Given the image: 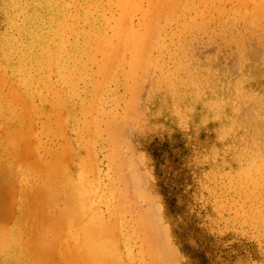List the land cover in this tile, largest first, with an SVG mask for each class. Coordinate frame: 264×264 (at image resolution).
Returning a JSON list of instances; mask_svg holds the SVG:
<instances>
[{"label": "rangeland", "instance_id": "374dc122", "mask_svg": "<svg viewBox=\"0 0 264 264\" xmlns=\"http://www.w3.org/2000/svg\"><path fill=\"white\" fill-rule=\"evenodd\" d=\"M263 15L264 0H0V264H36L50 231L58 264H88L96 234L106 264H194L183 244L264 264Z\"/></svg>", "mask_w": 264, "mask_h": 264}, {"label": "bare ground", "instance_id": "6f19581e", "mask_svg": "<svg viewBox=\"0 0 264 264\" xmlns=\"http://www.w3.org/2000/svg\"><path fill=\"white\" fill-rule=\"evenodd\" d=\"M93 4H95V2H94ZM126 4H127V3H126ZM133 12H134V11H133ZM124 15H125V14H124ZM263 16H264V15H263ZM127 46H128V45H127ZM17 137H18V136H17ZM8 138L10 139V137H8ZM11 139H12V138H11ZM20 140H21V139H20ZM28 141H29V140H28ZM19 142H20V141H19ZM15 143H16V141H15ZM21 143H22V142H21ZM14 145H16V144H13L12 147H14ZM17 145H18V144H17ZM17 145H16L15 147H17ZM7 148H8V147H7ZM7 148H5V149H7ZM17 148H18V147H17ZM17 148H16V151H15V149H14L15 154H17V150L19 149V148H18V149H17ZM21 149H22V148H20V151H18V152H19V155H20L22 152H24L23 150L21 151ZM28 149H29V148H28ZM5 151H6V150H5ZM25 151H26V149H25ZM29 151H30V150H29ZM26 152H28V151H26ZM22 154H23V153H22ZM25 154H26V153L24 152L23 155H25ZM27 154H30V153H27ZM17 155H18V154H17ZM32 155H33V153H32ZM28 156H29V155H28ZM15 157H16V155H15L14 157H12V158L14 159ZM21 157H22V156H21ZM30 157H33V156H30ZM59 157H60V156H59ZM16 158H18V157H16ZM19 158H20V157H19ZM19 158H18V159H19ZM23 158H24V156H23ZM28 158H29V157H28ZM28 158H27V160H30V162H31V158H30V159H28ZM20 160H21V158H20ZM33 160L35 161V159H33ZM33 160H32V161H33ZM8 161H9V160H8ZM15 161H18V160H15ZM36 161H37V159H36ZM38 161H42V163H43V160H38ZM9 162H10V161H9ZM22 162H23V160H22ZM24 162H25V161H24ZM26 162L28 163V161H26ZM3 163H4V162H3ZM11 163H12V162H11ZM27 163H25V164L23 163V164H24L26 167H29L28 165H29L30 163H28V165H26ZM37 163H39V162H37ZM40 163H41V162H40ZM42 163H41V165H38V164H37V165H38L39 167H41V168H46V166H48V165L50 164L49 162H47V163H44V165H42ZM52 163H53V161H52ZM52 163H51L47 168L52 167V169L55 170V166L53 167V166H51V165H53L54 163L57 164V162H54L53 164H52ZM0 164H1V163H0ZM18 164H19V166L21 165L20 162H19ZM18 164H17V165H18ZM31 164L34 165L35 162H34V163L32 162ZM31 164H30V165H31ZM45 164H46V165H45ZM47 164H48V165H47ZM56 164H55V165H56ZM13 165H14V166H13V169L16 168L15 171H16V170L18 171V169H19L20 167H19V168L15 167V166H17V165H15L14 163H13ZM37 165L35 164V165H34V168H37V167H35V166H37ZM7 166H8V164H7ZM10 166H12V165H10ZM21 166H23V165H21ZM25 166H24V167H25ZM42 166H44V167H42ZM10 168L12 169V167H10ZM47 168H46V169H47ZM56 168H57V166H56ZM58 168H59V167H58ZM20 169H21V168H20ZM22 169H26V168H23V167H22ZM22 169H21V170H22ZM31 169H32V168H31ZM37 169H38V168H37ZM39 169H40V168H39ZM46 169H45V170H46ZM49 169H50V168H49ZM33 170H34L35 173H39V172H38L39 170L36 171L35 169H32V170L30 171V172H32V174H34ZM42 170H43V169H42ZM60 170H61V169H60ZM60 170H59V171H60ZM3 171H4V170H3ZM22 171L24 172V170H22ZM48 171H49V170H48ZM57 171H58V170H57ZM57 171H56V170L54 171L55 174L57 173ZM11 172H13V170H11ZM11 172H10V173H11ZM23 172H22V173H23ZM43 172H44V171H43ZM46 172H47V170H46ZM49 172H51V170H50ZM52 172H53V171H52ZM60 172H62V171H60ZM10 173H9V174H10ZM19 173H20V172H19ZM19 173H18V174H19ZM0 174H1V173H0ZM18 174H16V175H18ZM14 175H15V173H14ZM16 175H15V176H16ZM19 175L21 176V173H20ZM22 175H24V174H22ZM35 175H36V174H35ZM43 175H44V173H43ZM43 175H42V176H43ZM58 175H60V173H59ZM8 176H10V175H8ZM32 176H34V175H32ZM37 176H38V174H37ZM56 176H57V174H56ZM62 176H63V175H62ZM4 177H7V176L5 175ZM21 177L23 178V176H21ZM10 178H11V176H10ZM13 178H14V176H13ZM13 178H12V179H13ZM18 178H19V176H18ZM18 178H16V179H17L16 181H18V183H20L19 180H18ZM22 178H21V182H22ZM29 178H30V177H29ZM32 178H34V177H32ZM38 178H39V177H38ZM38 178H36V179H38ZM6 179H7V178H6ZM41 179H42V178H41ZM41 179H40V180H41ZM2 180H3V179H2ZM28 180H29V179H28ZM34 180H35V178H34ZM43 180H44V179H42V181H43ZM46 180H47V178H46ZM66 180H67V181H65V180H63V181L68 182V183L71 182V181H68L69 179H66ZM4 181H5V178H4ZM14 181H15V180H14ZM14 181H13V182H14ZM16 181H15V182H16ZM35 181H36V180H35ZM5 182H7V181H5ZM11 182H12V180H11ZM15 182H14V184H15ZM29 182H30V181H29ZM33 182H34V181H33ZM74 182H75V181H74ZM3 183H4V182H3ZM8 183H9V182H8ZM31 183H32V182H31ZM35 183H36V182H35ZM45 183H46V181H45ZM68 183H65V186H66V184H68ZM71 183H72V185H70V187H73V186H74V185H73V182H71ZM5 184H6V183H5ZM5 184H4V185H5ZM16 184H17V182H16ZM36 184H38V183H36ZM36 184H35L34 191L36 190V187H37ZM41 184H42V183H41ZM1 185H3V184H1ZM4 185H3V186H4ZM9 185H10V184H9ZM17 185H18V184H17ZM19 185H20V184H19ZM19 185H18V186H19ZM21 185H22V183H21ZM28 185H29V184H28ZM5 186L7 187V185H5ZM13 186H14V185H13ZM13 186H12V187H13ZM41 186H42V185H41ZM41 186H38L39 189H40ZM43 186H45V185H44V182H43ZM75 186H76V185H75ZM79 186H80V185H79ZM6 187H4V188H6ZM10 187H11V185H10ZM10 187L8 186V189H9ZM15 187H16V186H15ZM20 187H21V186H19V188H20ZM29 187H31V185H29ZM45 187H46V186H45ZM49 187H50V186H49ZM67 187H68V185H67ZM76 187H78V184H77ZM80 187H81V186H80ZM0 188H1V187H0ZM2 188H3V187H2ZM19 188H17L18 191H19ZM31 188H32V187H31ZM31 188H30V189H31ZM64 188H65V187H64ZM12 189H15V188H12ZM20 189H22V188H20ZM24 189H25V192H26V187H25ZM24 189H23V190H24ZM72 189H73V188H72ZM72 189H71V191H70V190H69V191L72 192V191H73ZM74 189H76V188L74 187ZM77 189H78V188H77ZM77 189H76V190H77ZM79 189H80V188H79ZM79 189L77 190V192L79 191ZM0 190H1V189H0ZM2 190H4V189H2ZM2 190H1V191H2ZM6 190H7V189H6ZM40 190H43V187H42V189H40ZM81 190H82V189H81ZM1 191H0V192H1ZM18 191H17V193H18ZM31 191H32V190H31ZM36 191H37V190H36ZM36 191H35V192H36ZM83 191H84V190H82V192H83ZM85 191H86V190H85ZM8 192H9V191H8ZM23 192H24V191H23ZM35 192H34V193H35ZM40 192H41V191H40ZM47 192H48V191H47ZM47 192L44 191L43 195H44L45 193H47ZM70 192H69V193H70ZM74 192H75V191H73V193H74ZM82 192H78V193L81 194V196H82V202H83V195H82V194H85V193H84V192L82 193ZM4 193L6 194L7 192H4ZM9 193H10V192H9ZM9 193H8V194H9ZM13 193H14V192H13ZM65 193H66V192H65ZM67 193H68V192H67ZM73 193H72V194L70 193V195L72 196ZM78 193H76V194H78ZM87 193H88V192H87ZM37 194H38L37 192H36L35 195L33 194V196H35V197H32V198H36V195H37ZM41 194H42V193H41ZM76 194H75V195H76ZM29 195H30V194H29ZM31 195H32V194H31ZM38 195H39V194H38ZM38 195H37V196H38ZM61 195H63V194H61ZM78 195H79V194H78ZM0 196L2 197V195H0ZM4 196H5V195H4ZM4 196H3V200L5 201V199L7 200V198H4ZM6 196H7V195H6ZM15 196H16V195H15ZM23 196H24V195H23ZM26 196H28V195H26ZM40 196H41V195H40ZM79 196H80V195H79ZM85 196H86V194H85ZM9 197H10V196H9ZM48 197H49V196H48ZM50 197H51V194H50ZM50 197H49V199H50ZM65 197H66V195H65ZM73 197H74V195H73ZM123 197H124V196H123ZM14 198H16V197H14ZM30 198H31V197H30ZM37 198H38V197H37ZM44 198H47V197H44ZM44 198H43V200H44ZM75 198H76V196H75ZM84 198H85V197H84ZM86 198H87V197H86ZM10 199H11V198H10ZM51 199H53V198L51 197ZM61 199H62V197H61ZM68 199H69V198H68ZM70 199H71V198H70ZM0 200H1V199H0ZM14 200H15V199H14ZM41 200H42V199H41ZM41 200H40V201H41ZM53 200H55V199H53ZM57 200H58V199H57ZM76 200H77V198H76ZM78 200H79V199H78ZM88 200H89V199H88ZM125 200H126V199H125ZM1 201H2V200H1ZM1 201H0V202H1ZM25 201H26V200H25ZM40 201H39V202H40ZM45 201H46V199H45ZM49 201H51V200H49ZM5 202H6V204L8 203L7 201H5ZM12 202H13V201H12ZM32 202H33V201H32ZM51 202H52V201H51ZM51 202H50V203H51ZM55 202H56V201H55ZM86 202H87V201H86ZM1 203H4V202H1ZM10 203H11V202H10ZM13 203H14V202H13ZM15 203H16V202H15ZM44 203H45V202H43V203L41 202V204H43V205H44ZM46 203H48V202H46ZM46 203H45V204H46ZM52 203H53V202H52ZM52 203H51V204H52ZM57 203H58V202H57ZM57 203H56V204H57ZM65 203H66V202H65ZM70 203H71V201H70ZM70 203H69V204H70ZM88 203H89V202H88ZM88 203H87V205H88ZM4 204H5V203H4ZM6 204H5V205H6ZM32 204H33V203H31V205H32ZM34 204H36V203H34ZM39 204H40V203H39ZM60 204H61V203H60ZM67 204H68V203H67ZM67 204H65V205H67ZM76 204L79 205L78 207L76 206V208H79V207L81 206L82 203L80 202V204H79V203H76ZM76 204H75L74 201H73V207H70V209H71V208L73 209V208L75 207ZM85 204H86V203H85ZM15 205H16V204H15ZM26 205H27V204H26ZM36 205H37V204H36ZM36 205H35V206H36ZM43 205H41V206H43ZM87 205H86V207L89 208V205H88V206H87ZM6 206L8 207V205H6ZM6 206H2V205L0 204L1 209H2V207L4 208V207H6ZM24 206H25V205H24ZM35 206H33V207H35ZM38 206H39V205H38ZM38 206L35 207V209H38ZM41 206H39V207H41ZM44 206H46V205H44ZM53 206H54V205H52V207H53ZM70 206H72V205H70ZM123 206H124V205H123ZM129 206H130V204H129ZM47 207H48V206H47ZM50 207H51V206H50ZM81 207H83V206H81ZM8 208H9V207H8ZM12 208H14V207H12ZM19 208H20V207H19ZM26 208H27V207H25V209H26ZM48 208H49V207H48ZM48 208H47V209H48ZM54 208H55V207H54ZM68 208H69V206H68ZM122 208H123V207H122ZM14 209H16V208H14ZM21 209L24 210L23 208H21ZM29 209H30V207H29ZM29 209H27V210H29ZM43 209H44V207H43ZM130 209H131V208H130ZM8 210H9V209H7V211H8ZM31 210H32V208H31ZM33 210H34V208H33ZM40 210L42 211V209H38L37 211L35 210V211L37 212V217H38V218H40V217L38 216V211H40ZM49 210L51 211V210H53V209H50V208H49ZM49 210H48V211H49ZM66 210H67V207H66ZM66 210H64L65 212L63 211L65 214L67 213ZM79 210H81V208H79ZM84 210H85V208H84ZM87 210H88V209H87ZM87 210H86V211H87ZM1 211H3V210H1ZM1 211H0V212H1ZM7 211H6V212H7ZM48 211H47V212H48ZM67 211H68V210H67ZM74 211H76L75 208L73 209L72 212L75 213ZM77 211H78V209H77ZM77 211H76V213L78 214ZM86 211H84V212H85V216H87V212H86ZM27 212H28V211H27ZM47 212H46V213H47ZM55 212H56V211H55ZM57 212H58V210H57ZM63 212H62V213H63ZM70 212H71V211L69 210V214H70ZM72 212H71V213H72ZM122 212H123V211H122ZM126 212H127V211H126ZM2 213H3V212H2ZM2 213H1V216L3 217L4 215H2ZM4 213H5V212H4ZM8 213H9V212H8ZM20 213H21V212H20ZM22 213H24V212H22ZM43 213L45 214V211H44V210H43ZM53 213H54V212H53ZM53 213H52V214H53ZM76 213H75V214H76ZM80 213H81V212H80ZM82 213H83V212H82ZM12 214H14V212H13ZM31 214H32V212H31ZM31 214H30V212H29V215L32 217ZM33 214H34V213H33ZM40 214L42 215V213H40ZM44 214H43V215H44ZM48 214H50V213L48 212ZM52 214H51V216H54V215H52ZM54 214H55V213H54ZM22 215H24V214H22ZM25 215H26V214H25ZM25 215H24V216H25ZM41 215H40V216H41ZM43 215H42V216H43ZM55 215H56V214H55ZM62 215H63V214H62ZM70 215H71V214H70ZM72 215H73V214H72ZM81 215H82V214H81ZM7 216H8V215H7ZM10 216H11V215H10ZM10 216H9V217H10ZM24 216H23V218H24ZM46 216H47L48 219L51 218L50 215H49V216L46 215ZM67 216H69V215H67ZM94 216H95V219H98V218H96V214H95ZM15 217H16V216H15ZM19 217H20V216H19ZM26 217H27V216H25V218H26ZM43 217H44V216H43ZM49 217H50V218H49ZM57 217H58V216H57ZM72 217H73L72 220H74V219L77 218V216H76L75 218H74V216H71L70 218H72ZM0 218H1V217H0ZM3 218H5V216H4ZM7 218H8V217H7ZM38 218H37V219H38ZM44 218H45V217H44ZM63 218H64V217H63ZM65 218H66V215H65ZM84 218H85V217H83V220H84ZM17 219H19V218H17ZM30 219H32V218H30ZM30 219H29V220H30ZM48 219H47V220H48ZM56 219H57V218H56ZM56 219H55V222H54V223L57 222ZM59 219H60V218H59ZM59 219H58V221H59ZM78 219H79V217H78ZM24 220H25V219H24ZM24 220H23V221H24ZM26 220H28V219L26 218ZM29 220H28V221H29ZM33 220H34V219H33ZM33 220H32V221L30 220L29 223H30V222H33ZM41 220H42V219H41ZM51 220H52V219H51ZM67 220H69V219H67ZM87 220H88V219H87ZM93 220H94V219H93ZM93 220H91V221H92V224L95 223V220H94V222H93ZM100 220H101V219H100ZM0 221H1V220H0ZM15 221H16V218H15ZM18 221H22V219H20V220H18ZM36 221H37L38 224H40L38 220H36ZM49 221H50V220H49ZM49 221H46V220H45L46 223L49 222ZM52 221H54V219H53ZM74 221H75V220H74ZM74 221H71V222H74ZM76 221H77V220H76ZM80 221H81V218H80ZM89 221H90V220H89ZM101 221H102V220H101ZM1 222H2V221H1ZM66 222H68V221H66ZM77 222H79V221H77ZM77 222H75V223H77ZM96 222H97V221H96ZM102 222H103V221H102ZM23 223H24V222H23ZM27 223H28V222H27ZM27 223H25V226H26ZM34 223H35V221H34ZM34 223H33V224H34ZM42 223H43V222H42ZM42 223H41V224H42ZM51 223H53V222H50V224H51ZM54 223H53V224H54ZM59 223H60V221H59ZM79 223H80V222H79ZM87 223H88V222H87ZM89 223H90V222H89ZM103 223H104V222H103ZM103 223H102V224H103ZM41 224H40V228L42 227ZM50 224H49V225H50ZM53 224H52V225H53ZM57 224H58V223H57ZM73 224H74V223H73ZM98 224H99V223H98ZM3 225H4V224H3ZM3 225H2V226H3ZM21 225H22V223H21ZM28 225H29V224H28ZM30 225H31V224H30ZM34 225H35V224H34ZM47 225H48V224H47ZM49 225H48V226H49ZM52 225H51V228H52L54 225H56V224H54L53 226H52ZM103 225H104V224H103ZM22 226H23V225H22ZM37 226H38V225H37ZM45 226H46V225H45ZM78 226H79V225H78ZM87 226H88V224H87ZM99 226H100V228L102 229V226H101V225H99ZM104 226H105V225H104ZM104 226H103V227H104ZM106 226H107V225H106ZM49 227H50V226H49ZM82 227H83V226H82ZM82 227H80L79 229H81ZM89 227H90V225H89ZM110 227H111V226H110ZM20 228H21V227H20ZM28 228L30 229V227H28ZM37 228H39V227H37ZM87 228H88V227H87ZM95 228H96V227H95ZM108 228H109V227H108ZM1 229H2V228H1ZM26 229H27V228H26ZM34 229H36L35 226H34ZM34 229H32V231H33ZM42 229H44V226L42 227ZM45 229H46V228H45ZM45 229L42 230V232H43V231L45 232V231H46ZM101 229H100V233H99V234H101ZM106 229H107V228H106ZM6 230H7V229H6ZM8 230H9V228H8ZM49 230H50V229H49ZM51 230H52V229H51ZM57 230H58V232H59V229H57ZM91 230H92V229H91ZM93 230H94V229H93ZM102 230H103V229H102ZM107 230H108V229H107ZM113 230H114V229H113ZM3 231H5V230H3ZM30 231H31V230H30ZM36 231H37V230H36ZM36 231H35V232H36ZM47 231H48V230H47ZM54 231H56V230H54ZM81 231H82V230H79V232H81ZM83 231H84V230H83ZM85 231H86V230H85ZM95 231H96V230H95ZM95 231H94V233H95ZM98 231H99V230H98ZM103 231H105V230H103ZM22 232H23V231H22ZM44 232L42 233V234H43V235H42L43 237H44V235L47 234V232H45V233H44ZM58 232L56 231L57 234H58ZM60 232H61V231H60ZM96 232H97V231H96ZM106 232H107V231H106ZM106 232H105V233H106ZM26 233H27V232H26ZM38 233H39V232H38ZM51 233H53V232L50 231V233H48L49 236L52 235ZM88 233H89V232H88ZM102 233L104 234V232H102ZM107 233H108V232H107ZM107 233L105 234L106 236H107ZM4 234H5V233H4ZM6 234H7V233H6ZM6 234H5V235H2V238H4L3 241L1 240L2 238L0 239V241H1V242H0V248L2 247V245H3V246L6 245V244H5L6 241H7V240H6V239H7L6 237H8V238L10 237V238L12 239V237H11L9 234H8L9 236H6ZM29 234H30V233H29ZM53 234H54V233H53ZM63 234H64V233H63ZM73 234H74V233H73ZM82 234L84 235V232H82ZM85 234H86V232H85ZM95 234H96V233H95ZM103 234H101L102 236H101V235H99V236H101V237L105 236V235H103ZM108 234H109V233H108ZM20 235H21V234H20ZM22 235H23V234H22ZM38 235H41V234H38ZM80 235H81V234H80ZM93 235H94V234H93ZM97 235H98V234H96V236L94 235V236H95V243H93L94 245L92 244V242L89 241L90 239L88 240L93 246H90L89 248L83 246V247H84V250H85V249H88V251L86 252L87 254H86L85 252H83L84 250L82 249V246H81V245H84V242H85V241L82 242V244L80 245L81 248H80V247L77 248V247H74V246H77V244H80V243H78V241L76 240L77 237L75 238V240L77 241V244L74 243V239H73V240H72V239H69V240H71V241L67 240L66 243L69 241L68 243L72 242V243L76 244V245L73 244V245H74L73 247H74V248H77V249H74L75 252H74V250H73V252L75 253L74 256H73V254H72V253H73L72 250L70 249V251H71L70 253L72 254V258L74 257V258L78 259V262H79L80 257L78 256L79 258H77V255H78L77 253H81V251L83 250L82 252L85 253V254L82 253L83 255H80V256H81V257H82V256L84 257L85 255H87V256H85V257H87V258L89 257V259L87 260V262H89L88 264H103V262H104V264H106V263L108 262V261H106V260H108V259H105L106 256H104V252L107 251L105 248L107 247V249H108V246H110L111 244H112V245H114V244L111 243L110 240H109V241H107V243L110 242L111 244L108 245V246L104 245V246H105V248H104L103 245L100 243V244L102 245L101 247L104 248L103 250H106V251L103 252V251H102V248L100 249V246H98V245L96 244V239H97V237H98ZM110 235H112V234L110 233ZM5 236H6V237H5ZM32 236H33V234H32ZM32 236H31V237H32ZM35 236H36V235H35ZM49 236L47 235V238H46V236H45L46 240H48V241H50L49 239H51V240L53 239V238H50ZM56 236L59 238L58 235L54 234V235H53L54 239H53V241H52L53 243L56 242V241L54 242V240L57 238ZM74 236H75V235H74ZM106 236H105V237H106ZM20 237H21V236H19V238H20ZM51 237H52V236H51ZM62 237H63V236H61L60 238L62 239ZM92 237H93V236H91V240L93 239V241H94V237H93V238H92ZM108 237H109V236H108ZM5 238H6V239H5ZM16 238H17V237H16ZM21 238H22V237H21ZM21 238H20V239H21ZM41 238H42V237H41ZM41 238H39V239H41ZM45 238H44V240L42 239V241H44L45 244H44V242H43V244H44V245H43V244L41 243L42 241H41V242L39 241V242L42 244V245H39V246H41V247L44 246V249L41 248L42 250L45 251V252H43V253H46V252H47V253H48V252L50 253V251H48V249H50V248L53 249V247H55V246H54V244H53L52 242H51V243L53 244L52 247L50 246L51 243H50V245H48L47 242H46V240H45ZM58 238H57V239H58ZM65 238H67V237H65ZM72 238H73V236H72ZM78 238H79V241H81L79 236H78ZM81 238H82V237H81ZM89 238H90V237H89ZM103 238H104V237H103ZM31 239H32V238H31ZM57 239H56V240H57ZM63 239H64V237H63ZM63 239H62V240L59 239V240L61 241V245H60V247L62 246L63 249H64V245H62V244L64 243V242H62V241H64ZM83 239H84V238H82V240H83ZM86 239H87V237H86L84 240H86ZM99 239H100L101 242L106 243V240H107V239L105 240V242H104V240L102 241L101 238L98 237V241H99ZM16 240H18V239H16ZM25 240H26V239H25ZM36 240L38 241L37 238H36ZM8 241H9V240H8ZM8 241H7L6 248H7V246L10 247V244H11V242L8 243ZM23 241H24V239H23ZM28 241H29V239H28ZM30 241H31V240H30ZM37 241H36V243H37ZM60 241L57 240V242H60ZM98 241H97V242H98ZM113 241H114V239H113ZM113 241H112V242H113ZM147 241H148V240H147ZM2 242H3V244H2ZM20 242H22V241L20 240ZM18 243H19V242H18ZM23 243H24V242H23ZM23 243H22V244H23ZM28 243H29V242H28ZM68 243H67V244H68ZM90 243L87 244V245H91ZM145 243H146V242H145ZM8 244H9V245H8ZM22 244H21V246H23ZM24 244H26V243H24ZM67 244H65V245H66L65 249H66L67 247H70V244H69V245H67ZM98 244H99V243H98ZM17 245H19V244H17ZM27 245H28V244H26V246H27ZM37 245H38V244H37ZM46 245H48V247H47ZM55 245L57 246V244H55ZM15 246H16V243H15ZM19 246H20V245H19ZM26 246H25V248L32 247V246H35V245H32V246H29V245H28V247H26ZM114 246H115V245H114ZM114 246H113V247H114ZM150 246H151V245H150ZM35 247L37 248L38 246H35ZM35 247H34V248H35ZM45 247L48 248L47 251H46ZM49 247H50V248H49ZM57 247H59V245H58ZM73 247H71V248H73ZM116 247H118V246H116ZM6 248H5V249H6ZM21 248H23V247H21ZM38 249H39V248H38ZM38 249H37V250H38ZM51 249H50V250H51ZM55 249H56V251H57V248H56V247L54 248V250H55ZM60 249H61V248H60ZM60 249H58V253H60V251H61ZM81 249H82V250H81ZM114 249H117V248L114 247ZM2 250H3V249H2ZM2 250H1V251H2ZM12 250H13V249H12ZM22 250H24V249H22ZM22 250L20 249V251H22ZM26 250L28 251V249H26ZM26 250H25V252H27ZM35 250H36V249H35ZM37 250H36V251H37ZM39 250H40V249H39ZM42 250H41L40 252L37 251V253H36L37 255L39 254L38 256H40V258H38V257L35 256V255H36V254H35V251H31V249H30V251H29L30 254H32V256L35 254V255H34L35 257H34V256H33V257H34L35 259L37 258V259H36L37 262H40V263H37V262L35 261V259L33 258V259H34V262H35L36 264H43V263H41V260H43V258L45 257V255H46L47 253H46V254L44 255V257H43V256H42L43 253H42V255L40 254V253L42 252ZM59 250H60V251H59ZM68 250H69V249H68ZM68 250L66 249V252H67ZM76 250H77V251H76ZM118 250H119V249H118ZM56 251H54L55 254L57 253ZM64 251H65V250H64ZM64 251H61V252H64ZM108 251H110V250L108 249ZM108 251H107V252H108ZM112 251H113V250H112ZM112 251H110V252L112 253ZM119 251H120V250H119ZM156 251H157V250H156ZM159 251H160V250H159ZM33 252H34V253H33ZM52 252H53V250H52ZM66 252H64V253H66ZM116 252H118V251H116ZM20 253H21V252H20ZM67 253H69V252H67ZM114 253H115V251H114ZM3 254H4V253H3ZM5 254H7V253H5ZM12 254H14V253H12ZM21 254H23V251H22ZM21 254H20V255H21ZM28 254H29V253H28ZM28 254H27V255H28ZM51 254H52V253H51ZM76 254H77V255H76ZM119 254H120V253L118 252V255H119ZM157 254H159V252H158ZM163 254H164V252H163ZM172 254H173V253H172ZM9 255H10V254H9ZM20 255H19V256H20ZM25 255H26V254H25ZM48 255H49V254H47V256H48ZM53 255H54V253H53ZM66 255H67V254H66ZM109 255H110V254H109ZM112 255H114V256H116V257H119V256H120V255L117 256L116 254H112ZM23 256H24V255H23ZM41 256H42V257H41ZM47 256H46V258H47ZM59 256H60V258H61V256H62V258H63V254H62V255L59 254ZM59 256H58V258H59ZM158 256H159V255H158ZM16 257H18V256H16ZM48 257H49V256H48ZM52 257H53V256H52ZM52 257H49V258L51 259ZM54 257H56V256H54ZM65 257H66V256H65ZM83 257H82V258H83ZM85 257H84V258H85ZM103 257H104V259H105L106 262L102 260ZM107 257H109L108 254H107ZM107 257H106V258H107ZM111 257H112V256H111ZM161 257H162V256H161ZM41 258H42V259H41ZM62 258H61V259H62ZM82 258H81V261H82L83 263H86L85 260H86L87 258H85V260H84V259L82 260ZM112 258H114V257H112ZM120 258H121V257H120ZM162 258H163V257H162ZM2 259H3V258H2ZM19 259H22V258H19ZM19 259H17V260L20 261ZM38 259H39V260L41 259V260L39 261ZM52 259H53V258H52ZM52 259H51V260H52ZM159 259H160V258H159ZM6 260H7V259H6ZM24 260H25V259H24ZM24 260H22V261H24ZM30 260H31V259H30ZM64 260H65V259H64ZM73 260H74V259H73ZM111 260H112V259H111ZM161 260H163V259H161ZM7 261L9 262V260H7ZM22 261H21V262H22ZM31 261H33V260H31ZM31 261H29V262H31ZM56 261H57V260L55 259V262H54V259H53V263H54V264H58ZM68 261H69V260H68ZM76 261H77V260H76ZM76 261H74L75 264H77ZM113 261L115 262V259H114ZM118 261H119V260H118ZM118 261H116V262H118ZM157 261H158V260H157ZM0 262H1V261H0ZM24 262H25V261H24ZM29 262H27V263L29 264ZM43 262H44V264H46L45 262H48V261H47V259L45 260V258H44ZM50 262H51V261H50ZM61 262H63V261H61ZM61 262H60V263H61ZM109 262H110V260H109ZM160 262H161V261H160ZM1 263H2V262H1ZM3 263L7 264L6 262H3ZM9 263H10V262H9ZM9 263H8V264H9ZM51 263H52V262H51ZM118 263H119V262H118ZM162 263H163V262H161V264H162ZM11 264H12V263H11ZM25 264H26V262H25ZM30 264H32V262H31ZM33 264H34V263H33ZM47 264H49V263H47ZM112 264H113V263H112ZM114 264H117V263H114ZM120 264H121V263H120ZM167 264H168V262H167Z\"/></svg>", "mask_w": 264, "mask_h": 264}, {"label": "trees", "instance_id": "16d2710c", "mask_svg": "<svg viewBox=\"0 0 264 264\" xmlns=\"http://www.w3.org/2000/svg\"><path fill=\"white\" fill-rule=\"evenodd\" d=\"M167 207L171 214H173V202L171 198L167 199ZM178 239L181 241L184 240V235L180 233V231L177 232ZM182 251L188 255V257L192 260L194 264H204V261L202 259V255L195 249H191L187 244L182 245Z\"/></svg>", "mask_w": 264, "mask_h": 264}]
</instances>
